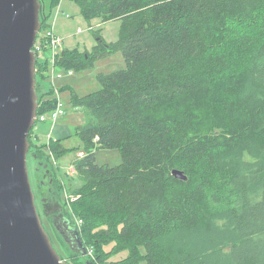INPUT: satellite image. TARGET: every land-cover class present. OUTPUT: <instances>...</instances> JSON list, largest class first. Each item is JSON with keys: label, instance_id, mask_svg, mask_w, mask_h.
<instances>
[{"label": "trees", "instance_id": "1", "mask_svg": "<svg viewBox=\"0 0 264 264\" xmlns=\"http://www.w3.org/2000/svg\"><path fill=\"white\" fill-rule=\"evenodd\" d=\"M73 1L87 19L118 20L119 36L99 38L91 53L62 49L57 66L91 67L115 51L125 63L99 73L98 90L71 92L85 116L75 168L94 188L77 205L118 216V238L138 252L128 264H264V0ZM59 2L41 11L39 32ZM47 68L36 62V115L55 105ZM32 137L43 186L57 172L44 147L56 160L66 148ZM97 148H117L121 162L97 164Z\"/></svg>", "mask_w": 264, "mask_h": 264}, {"label": "water", "instance_id": "2", "mask_svg": "<svg viewBox=\"0 0 264 264\" xmlns=\"http://www.w3.org/2000/svg\"><path fill=\"white\" fill-rule=\"evenodd\" d=\"M47 8L43 0H0V264H69L41 221L27 166L39 105L36 62H44L32 46ZM171 173L186 179L178 169ZM49 209L44 207L55 233L91 264L78 228L61 206L55 214Z\"/></svg>", "mask_w": 264, "mask_h": 264}, {"label": "rangeland", "instance_id": "3", "mask_svg": "<svg viewBox=\"0 0 264 264\" xmlns=\"http://www.w3.org/2000/svg\"><path fill=\"white\" fill-rule=\"evenodd\" d=\"M43 1L45 4L49 2V0ZM60 2V8L57 5L51 11L47 21L48 24L52 25L53 32L63 39L61 50L76 49L80 52L91 53L99 38L107 43L118 39L120 29V22L118 20L109 19L103 21L97 16L87 19L81 14L78 5L73 0H60ZM124 67L125 63L122 54L120 51H115L96 57L91 67L79 70L71 69L73 71L71 75L64 74L62 77L53 80L50 78L45 79V83L52 84L54 90H59L60 100L64 104L66 114L58 118L55 124L62 127L60 131L64 134L63 137H66L63 138L64 142H62V145L66 148V151L58 156L56 160V156L52 155L46 146L44 147L45 154L49 156V162L55 165L57 172L54 174L52 171L54 176L51 180H48L47 184L44 183L43 186L37 185L39 180L35 171L36 160L30 152L27 156V166L41 221L49 233L54 247L66 261L72 264H74L73 261L78 262L77 260L81 256L75 255L76 253L72 250L70 251L61 238L59 239L46 217L44 207L47 211L51 207L55 214L58 212L60 208L59 204L61 203L63 205V207L61 206V211L65 216H70L69 219L71 222L73 221V225H75V220L81 221V219L75 216L79 215L83 218L82 228L85 230L86 235L82 239L85 245H87L86 255L91 258L94 264H128L131 258L135 259L138 256L137 251V256L132 251L135 248L132 240L118 238L121 223H119L120 219H118L117 215L108 214L99 207L94 208V211L88 212L85 206L77 205L80 203L83 195L91 193L94 188L78 175L75 168L76 161L80 158L77 156V151L82 149V145L78 136L74 134V130L84 122L85 116L83 110L78 109V107H72L70 101L71 92L85 95L98 90L100 88L97 80L99 73H109ZM53 98L55 99L56 96L53 95ZM49 122V120L36 122V125L32 128V142L46 145L50 140H55L56 133L51 132ZM95 160L97 164L117 165L121 162V155L117 148H97ZM72 164L73 171L67 173V168ZM47 185L49 186V190L46 193ZM59 186L61 187L59 188ZM59 190L58 200L60 203L58 204L56 197ZM42 194L46 197L44 206ZM47 203L50 205L49 208L46 206ZM77 228L79 229V226ZM140 264L147 263L141 260Z\"/></svg>", "mask_w": 264, "mask_h": 264}, {"label": "built area", "instance_id": "4", "mask_svg": "<svg viewBox=\"0 0 264 264\" xmlns=\"http://www.w3.org/2000/svg\"><path fill=\"white\" fill-rule=\"evenodd\" d=\"M62 41L63 39L53 32L52 25L50 24L49 27H47L45 30L41 32L38 31L34 44L32 46V49L36 54L48 61L46 77L50 78L51 80L60 78L64 74L71 75L73 73L71 69L60 68L56 64L59 52L61 50L60 48L62 45ZM53 95L56 96L54 107L46 113L36 115L37 121L49 120L50 122L55 123L58 118L62 117L65 114L64 104L60 100L59 91L55 89L54 93L51 95L52 98ZM95 139H97V137ZM83 155L84 152L82 150H79L77 152L78 157H81ZM67 171V173L73 171V164L67 168ZM80 222V220H75V225L80 226Z\"/></svg>", "mask_w": 264, "mask_h": 264}, {"label": "crops", "instance_id": "5", "mask_svg": "<svg viewBox=\"0 0 264 264\" xmlns=\"http://www.w3.org/2000/svg\"><path fill=\"white\" fill-rule=\"evenodd\" d=\"M62 2V1H61ZM61 2H60V4H61ZM59 8H60V5H59ZM65 114H66V112H65ZM46 121V120H45ZM40 122H44V121H40ZM50 123V130H51V132H54V133H56V136H55V140L56 139H63V138H66V137H63L64 136V134L60 131L61 130V125H58V124H55V123H52V122H49ZM35 135V134H34ZM36 136V135H35ZM50 136H51V134H50ZM63 142H64V140H63ZM79 151V150H78ZM77 151V152H78Z\"/></svg>", "mask_w": 264, "mask_h": 264}, {"label": "bare ground", "instance_id": "6", "mask_svg": "<svg viewBox=\"0 0 264 264\" xmlns=\"http://www.w3.org/2000/svg\"><path fill=\"white\" fill-rule=\"evenodd\" d=\"M96 138V137H95ZM52 176V175H51ZM42 185V184H41Z\"/></svg>", "mask_w": 264, "mask_h": 264}]
</instances>
